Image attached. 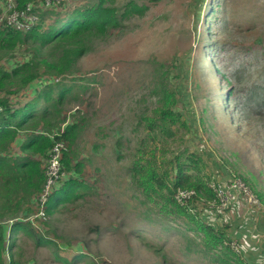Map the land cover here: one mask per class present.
<instances>
[{
    "label": "rangeland",
    "instance_id": "1",
    "mask_svg": "<svg viewBox=\"0 0 264 264\" xmlns=\"http://www.w3.org/2000/svg\"><path fill=\"white\" fill-rule=\"evenodd\" d=\"M89 1L64 0L56 10L63 13ZM137 1L148 10L126 20L125 31L113 32L78 61L76 76L86 78L78 84L89 88H78L79 97L63 106L71 111L70 121L85 118L77 147L78 155H93L80 173L90 189L74 202L56 205L47 227L39 222L57 242V247H39V264H220L203 250L201 234L188 229L184 218L159 211L167 194H154L155 200L144 204L145 196L130 180L128 169L145 133L137 121L158 105L160 78L175 91V108L190 132L177 133L156 152L157 161L169 168L172 155L187 148L200 156L208 176L244 180L259 204L251 206L242 197L224 216L202 215L219 226L230 224L228 238L236 229L247 247L243 259L264 262V0ZM49 11L54 10L41 13L44 27L55 20ZM14 55L0 60L14 65L29 56L23 48ZM62 81L72 83L70 77L55 83ZM94 142L101 146L98 151ZM55 200L50 196L47 205ZM80 253L85 256L76 259Z\"/></svg>",
    "mask_w": 264,
    "mask_h": 264
},
{
    "label": "trees",
    "instance_id": "2",
    "mask_svg": "<svg viewBox=\"0 0 264 264\" xmlns=\"http://www.w3.org/2000/svg\"><path fill=\"white\" fill-rule=\"evenodd\" d=\"M16 1L18 7L22 8L30 0ZM115 3L116 0H91L63 13L49 11V13L55 14L52 24L45 27L40 24L35 25L26 32L17 31L9 26L0 27L1 59L3 57L4 59L14 58L17 48H23L29 54L27 60L14 65L8 63L7 65L0 60V104L3 105L4 110L9 107V99L13 94L29 86L36 79L53 77L52 79L56 80L59 77L63 79L70 77L72 80V83H62L65 85L58 88V95L51 100V108L46 107L45 116L42 119L46 123V113L49 112V120L54 126L53 131L51 129V132L41 136L46 139L44 144L47 150L45 164L54 139L63 140L67 144L61 158L62 167L67 176L51 194V196H56V200L47 205L45 209L47 217L42 220L43 226L56 205L74 202L88 194L90 189L89 184L81 178L80 173L87 159L90 160L89 158H92L93 155L89 154L88 157L79 160L76 157L77 142L82 133V124L85 118L75 119L63 126V123L68 119V116L62 114L64 111L67 112L63 103H68V99L79 97L78 88L83 90L86 86L78 84L79 80H86L84 77L76 76V73L79 72L78 61L86 53L95 50L113 32L125 31L126 20L134 16H142L149 8L148 4L139 3L137 0H127L121 5ZM61 13L62 15H60ZM41 19L44 20V14L41 15ZM163 74H165L164 69L161 71V75ZM87 82L91 83L88 80ZM55 85L59 84L55 83ZM86 88L89 87L86 86ZM159 91L158 105L153 108L151 115L141 113L137 121L139 125L144 124L145 133L138 139L135 159L128 169L133 187L145 196V199L142 200L144 204H147L148 200H153L154 194H167L162 196L167 202H163L159 206V211L165 215L173 213L184 218L188 229L201 234V247L213 261L220 264H253L249 259L245 260L240 255H235L229 246H221L225 240L229 242L227 229L230 224L222 222V226H219L216 223L205 221L200 210L195 213L191 211L192 208H196L200 204L205 206L204 200L212 197V191L207 185L211 176L202 171L200 156L195 152H188L186 148L172 155L169 160V168H163L157 161L156 152L164 150L170 140L177 139V133L190 132L188 122L175 108L177 103L175 91L169 87V83L161 78L155 86V92L158 94ZM120 141V138L116 140V145L119 147L121 146ZM40 144L43 146L41 142ZM99 147L101 146L97 142L92 144L94 151H98ZM147 154L149 156H146ZM72 159L76 160L74 164H72ZM45 164L42 169L40 165L34 167L33 174L37 175V182L30 178L29 182L25 184L26 188L33 187L36 189V193H40L45 181ZM178 187L192 188L196 193L191 200L189 199L181 205L174 197ZM201 189L206 193L205 195L200 193ZM25 192L24 190L18 191L13 195L20 196ZM11 194L9 189L4 190V194H1L3 201V205L0 206L1 210L17 205H12ZM36 195L33 196L34 201ZM35 211V209L31 210L32 213L23 219L24 222L14 219L8 231H5L0 225V264H28L25 263L24 255H34L37 258L41 245L52 244L57 247L56 240L45 234L43 227L38 226L37 228L27 220ZM0 217H3L2 213H0ZM145 219L151 221L150 218L145 217ZM20 232L33 239L34 244L30 246L33 249L30 251L31 253H26L23 247L17 245ZM5 254L9 258L7 262ZM84 256V253H80L75 258L81 260V257ZM55 258L69 263L67 259L61 258L57 254H55ZM35 264H39L38 260ZM70 264H73V260H70Z\"/></svg>",
    "mask_w": 264,
    "mask_h": 264
},
{
    "label": "crops",
    "instance_id": "3",
    "mask_svg": "<svg viewBox=\"0 0 264 264\" xmlns=\"http://www.w3.org/2000/svg\"><path fill=\"white\" fill-rule=\"evenodd\" d=\"M56 81L51 77L34 80L29 86L10 97L9 107L0 115V206L3 205L1 194H4L6 189L10 190V194L12 193V205L17 204L5 210L0 208V213L3 215L0 217V225L5 231L10 229L14 219L24 222L23 219L31 214L36 189L26 188L25 184L30 178L37 182V175L33 174V170L37 165H40L41 169L44 167L47 151L44 147L46 139L41 136L51 132L54 127L49 120V112L46 113L47 122L42 121L45 116L44 111L46 107L51 108V100L58 95V88L65 85L62 83H68L58 82L59 85L56 86ZM70 112L62 113L63 116H68L63 126L72 122L68 115ZM76 154L78 160L81 159L80 157L84 158L78 155V149ZM75 162L76 160L72 159V164ZM23 190L26 192L20 196L13 195L14 192ZM33 244V239L27 234L19 233L17 245L23 247L24 251L25 245ZM24 257L25 263L28 264H35L38 260L34 255H24ZM8 259V255L5 254V261L7 262Z\"/></svg>",
    "mask_w": 264,
    "mask_h": 264
},
{
    "label": "built area",
    "instance_id": "4",
    "mask_svg": "<svg viewBox=\"0 0 264 264\" xmlns=\"http://www.w3.org/2000/svg\"><path fill=\"white\" fill-rule=\"evenodd\" d=\"M64 0H30L22 8L18 7L16 0H0V27L9 26L21 32H26L35 25H45V19L42 21L41 13L47 9L56 10L58 5L63 4ZM63 9V8H62ZM61 9V10H62ZM58 78H56L57 80ZM4 107L0 104V114L3 112ZM52 137V136H51ZM66 142L60 139H54L50 147L45 164V181L43 187L36 196L35 202L37 208L34 214L27 218V220L38 228L39 222L46 217V207L48 199L51 194L57 189L63 179L66 178V172L63 170L61 158L62 153L66 149ZM238 180V181H235ZM209 189L212 191V197L204 200L205 206L201 204L196 208H192V212L205 214L207 217L210 215L224 216V214L231 209L233 204L241 201L242 197L251 206L259 204L258 198L254 195L253 191L248 188L246 183L241 179L233 180H219L215 176L207 183ZM195 190L190 188L178 187L175 191V200L183 205L195 195ZM202 209V210H201ZM232 229V235L229 236V242L224 241V245L229 246L235 255H240L242 258L246 253V248L241 242V236ZM264 264V262L253 263Z\"/></svg>",
    "mask_w": 264,
    "mask_h": 264
},
{
    "label": "clouds",
    "instance_id": "5",
    "mask_svg": "<svg viewBox=\"0 0 264 264\" xmlns=\"http://www.w3.org/2000/svg\"><path fill=\"white\" fill-rule=\"evenodd\" d=\"M42 15V14H41Z\"/></svg>",
    "mask_w": 264,
    "mask_h": 264
}]
</instances>
